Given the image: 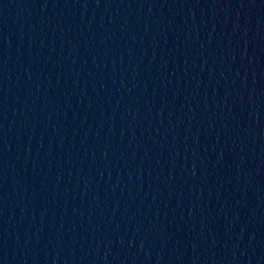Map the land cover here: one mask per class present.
Here are the masks:
<instances>
[{"label":"water","instance_id":"water-1","mask_svg":"<svg viewBox=\"0 0 264 264\" xmlns=\"http://www.w3.org/2000/svg\"><path fill=\"white\" fill-rule=\"evenodd\" d=\"M0 264H264V0H0Z\"/></svg>","mask_w":264,"mask_h":264}]
</instances>
